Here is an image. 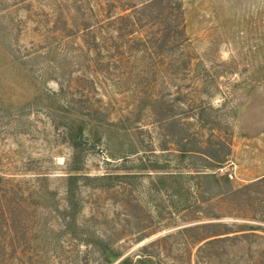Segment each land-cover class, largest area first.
<instances>
[{
    "label": "rangeland",
    "instance_id": "1",
    "mask_svg": "<svg viewBox=\"0 0 264 264\" xmlns=\"http://www.w3.org/2000/svg\"><path fill=\"white\" fill-rule=\"evenodd\" d=\"M100 2L102 19L153 3L147 25L166 48L129 51L116 34L99 50L55 26L58 7L71 28L78 5L92 13ZM2 47L27 65H9ZM75 116L91 122L76 210L66 193ZM219 138L228 161L206 170L220 188L193 177L189 208L171 182L157 188L158 174L197 176L198 143L212 157ZM112 253L128 264H264V0H0V264H117Z\"/></svg>",
    "mask_w": 264,
    "mask_h": 264
},
{
    "label": "trees",
    "instance_id": "2",
    "mask_svg": "<svg viewBox=\"0 0 264 264\" xmlns=\"http://www.w3.org/2000/svg\"><path fill=\"white\" fill-rule=\"evenodd\" d=\"M109 2V0H108ZM155 2V1H154ZM157 2V1H156ZM113 4V3H112ZM153 3H147V4H142L140 7H135L134 9L132 7H124L123 11H120L119 13H116L115 15L109 14L105 16V19H102L105 14V6L106 4L103 2L97 3L94 8H90V11L92 13H88L85 5L80 4L76 8L78 12L81 14L82 19L78 23H74V25L69 28V21L64 19L65 15V8L62 5V7H58V15L60 17L56 18L54 21L55 26H60L64 23L63 27L60 29L62 31L68 30L69 34L71 36L73 35H78L82 34L84 38L87 37H93L94 38V43L95 46L98 47L99 50H102L103 47L99 44L98 40H101L99 37L106 39V37H109L111 35V38H115V35H118V38L123 39L125 41V44L128 43L130 47H127V50H137V51H142V52H150L153 49L155 50L157 47H161V49L166 48V38H159L157 35V32L154 30V27L148 28L147 21H146V11L152 7ZM94 7V6H93ZM57 9V7L55 8ZM95 18L96 24L94 25V21H92ZM73 22V21H72ZM105 27H108L107 29ZM50 30V27H49ZM53 30V28H51ZM106 35V37H105ZM55 36V35H54ZM57 38V37H56ZM177 40L176 42H180V40L184 39H176L171 38L169 41H174ZM62 41V40H61ZM58 42V41H57ZM56 45V46H54ZM125 46V47H124ZM91 46L87 47V49H90ZM126 45L122 46H117V49L121 52L127 53L128 51L125 50ZM49 49H56V50H61L60 44H50ZM2 51L4 52V56H9V59L11 58L10 61H8L9 65H12L14 67H22L24 65H27L26 59L24 55L20 54H14V53H8L6 50L3 49ZM39 51L31 52L30 53V58L32 59H38ZM132 52V51H131ZM38 54V55H37ZM30 59V61H32ZM29 61V60H28ZM6 67V66H5ZM4 67V68H5ZM61 110H63L65 113L64 114H73L74 112L69 108V106L65 105L61 107ZM198 120L200 122H203V119H201L198 116ZM91 124L90 121H87L86 119H78L77 116L71 119L70 123H67L66 125V134L69 138V141L74 148V155H73V160H72V166L69 172V175L67 176V207L70 209L76 210L78 206V199H77V193H78V184L79 180L81 177L90 179L89 175L82 174L81 171L83 169V159H84V153L86 150V146L89 143L87 140L86 136V130L89 125ZM214 131L212 135H214ZM220 139V138H219ZM220 139L216 145L219 146L220 142V152L217 147H215V144L212 143V145L216 148L215 150L213 149L212 154L215 155H209L207 153L208 151H205V147L203 144L197 145V149L194 151L195 155L201 159L202 162H206L203 166L199 167L197 176L193 174L192 171L184 172V171H176L174 173H163V174H158V178L155 179L154 182H157V188L160 190H165L167 187L171 184H174L173 186V191H172V196L178 197L180 200V204L183 207L188 206L190 204L191 196H192V189L189 188V185L187 186L186 182H189L190 179L193 177H197L198 180L206 179L208 184L211 185L212 188L217 187L220 188V179L217 177L215 173H209L207 172L206 168H209L211 166L217 165H223L228 161V157L230 154V144L229 142L226 141H221ZM222 145L228 149L226 152H222ZM209 150V149H208ZM187 151L183 150L182 155L183 157H186ZM183 159V158H182ZM143 168H148V166H144ZM152 168H162L160 165H153ZM130 175V174H128ZM127 175V176H128ZM137 175V174H136ZM108 176L111 175H103L100 177L101 179H105L106 177L109 178ZM45 179L48 178L46 175L42 176ZM227 180H229V176L226 177ZM215 185H212L214 183ZM196 185L194 183V186L200 187V183H197ZM46 192V191H44ZM47 192H53L50 191L47 188ZM193 197V196H192ZM178 206L177 209L182 208V206ZM73 220L75 221V217H73ZM220 237L214 238V239H209L205 242V244H209L214 240H219ZM105 251H107V246L105 247ZM122 255L120 254H115L112 253V255H109V262L111 263H116L117 264H128V258L125 257L123 259ZM120 260V261H119ZM119 261V262H118Z\"/></svg>",
    "mask_w": 264,
    "mask_h": 264
}]
</instances>
